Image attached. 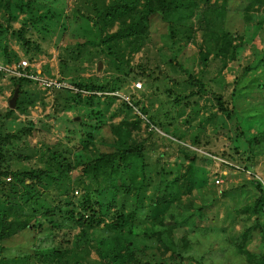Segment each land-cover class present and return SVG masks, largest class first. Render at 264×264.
<instances>
[{"label":"rangeland","instance_id":"rangeland-1","mask_svg":"<svg viewBox=\"0 0 264 264\" xmlns=\"http://www.w3.org/2000/svg\"><path fill=\"white\" fill-rule=\"evenodd\" d=\"M168 1L0 0L8 264H264V0Z\"/></svg>","mask_w":264,"mask_h":264},{"label":"built area","instance_id":"built-area-1","mask_svg":"<svg viewBox=\"0 0 264 264\" xmlns=\"http://www.w3.org/2000/svg\"><path fill=\"white\" fill-rule=\"evenodd\" d=\"M22 64V71H19L17 73V75L19 77H23V78H28V79H32L36 82H39L41 85H45L48 88H62V87H66L65 82H62L61 80L58 79H52V78H44V76H42L39 72H35V71H29V69L32 67V64L29 63V61L27 60H23L21 62ZM137 89H142L143 88V84L141 82H138L135 84ZM67 87L70 88V86L67 85ZM71 89H73L75 92L79 93V94H83L84 96H91V95H95L98 92L92 91V90H87V89H82V88H76V87H71ZM106 94H110L112 96H118L120 95V93L118 92H108ZM124 99H126V101L129 104L131 103V97L130 96H123Z\"/></svg>","mask_w":264,"mask_h":264},{"label":"trees","instance_id":"trees-1","mask_svg":"<svg viewBox=\"0 0 264 264\" xmlns=\"http://www.w3.org/2000/svg\"><path fill=\"white\" fill-rule=\"evenodd\" d=\"M184 2V0H171V1H168V8L170 9H178L182 6V3ZM82 89H87V90H91V88L89 87H82ZM258 187L260 189V192L262 193L261 197H260V200H259V203L261 204V206L264 204V201H263V198H264V188H263V184L259 183L258 184ZM3 227L1 228L0 230V239L1 240H6L8 238H10L12 235H15L21 228H23V224L21 221H18V222H12V221H9L8 219H5L3 221ZM3 252H4V255H5V246L3 248V246L1 245V249H0V264H8V257L7 256H4L3 255ZM48 254H44V256H48ZM19 257H21V254L19 255ZM17 257V256H16ZM19 258H17L16 260H18ZM18 262V261H16Z\"/></svg>","mask_w":264,"mask_h":264},{"label":"water","instance_id":"water-1","mask_svg":"<svg viewBox=\"0 0 264 264\" xmlns=\"http://www.w3.org/2000/svg\"><path fill=\"white\" fill-rule=\"evenodd\" d=\"M19 92H20V88L17 87L16 90H15V93H14V95L11 98L10 103H9L11 107H15L16 106V100H17V98L19 96ZM77 119H79V118H77Z\"/></svg>","mask_w":264,"mask_h":264}]
</instances>
